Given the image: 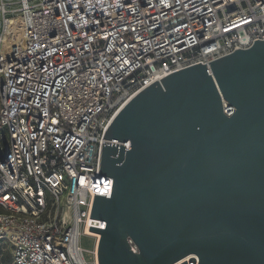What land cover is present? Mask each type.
Masks as SVG:
<instances>
[{"label":"built area","instance_id":"obj_1","mask_svg":"<svg viewBox=\"0 0 264 264\" xmlns=\"http://www.w3.org/2000/svg\"><path fill=\"white\" fill-rule=\"evenodd\" d=\"M0 13V239L14 264H98L106 130L155 81L264 40V0H0Z\"/></svg>","mask_w":264,"mask_h":264},{"label":"water","instance_id":"obj_2","mask_svg":"<svg viewBox=\"0 0 264 264\" xmlns=\"http://www.w3.org/2000/svg\"><path fill=\"white\" fill-rule=\"evenodd\" d=\"M100 174L98 264H264V40L142 90L106 130Z\"/></svg>","mask_w":264,"mask_h":264},{"label":"rangeland","instance_id":"obj_3","mask_svg":"<svg viewBox=\"0 0 264 264\" xmlns=\"http://www.w3.org/2000/svg\"><path fill=\"white\" fill-rule=\"evenodd\" d=\"M12 8L20 9V4H16ZM16 14H21V11L18 10L16 12H8L7 15L11 16ZM2 18L3 15L0 13V31H1ZM80 243L86 249L92 250L94 248V239L88 236L81 237ZM88 259L92 260L90 256H88ZM0 264H14L11 247L9 246V244L5 243V241H1V240H0Z\"/></svg>","mask_w":264,"mask_h":264},{"label":"bare ground","instance_id":"obj_4","mask_svg":"<svg viewBox=\"0 0 264 264\" xmlns=\"http://www.w3.org/2000/svg\"><path fill=\"white\" fill-rule=\"evenodd\" d=\"M18 20H19V21H21V20H22V18H18ZM0 240H2V241H3V240H5V239H4V238H2V239H0Z\"/></svg>","mask_w":264,"mask_h":264}]
</instances>
